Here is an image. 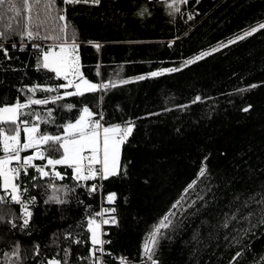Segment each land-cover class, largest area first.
Returning <instances> with one entry per match:
<instances>
[{
	"label": "trees",
	"instance_id": "obj_1",
	"mask_svg": "<svg viewBox=\"0 0 264 264\" xmlns=\"http://www.w3.org/2000/svg\"><path fill=\"white\" fill-rule=\"evenodd\" d=\"M47 3L36 5L32 0L31 28L42 38L23 46L27 38L17 34L20 18L7 5L0 8V31L7 34L3 43L10 57L0 51V107L26 105L19 109L16 124L0 122V156L5 155L3 131L12 134L20 126H37V136H63L65 126L82 115L84 106L96 113L101 105L106 126L123 128L133 121L135 127L121 146L122 171L103 180L102 195L91 192L93 180H41L30 168L21 181L28 189L26 199L36 198L28 205L32 216L27 228L20 227L23 209L2 190L0 178L1 196L8 201L0 202L5 218L0 222V264H46L53 258L61 264H95L88 223L99 219L110 193L116 199L108 205L116 211L115 222L105 227L104 241H110L103 244L105 264H119L120 256L151 264L144 245L170 211L175 213L169 217L172 223L157 236L154 259L159 264H264V224L257 223L258 217L252 224L241 220L221 227L225 213L231 215L243 200L264 191V28L236 39L264 23V0H188L174 6L179 12L162 0H101L99 5L55 0L45 10ZM143 8L148 12L138 15ZM21 15L25 22V11ZM65 24L62 39L73 30L78 37L83 77L98 84L111 81L115 87L66 96L74 87L60 88L68 80L42 67V52L53 45L42 41L62 42L43 37H61ZM231 40L236 42L228 43ZM33 42L41 47H33ZM203 52L211 54L185 66ZM167 68L180 71L149 75ZM138 76L145 79H135ZM57 95L62 99L53 103ZM29 98H47L49 103L31 104ZM66 105L74 107L69 110ZM46 149L47 145L46 157L61 155ZM202 165L206 176L198 177ZM194 180L195 186L185 193ZM53 195L65 202L51 200ZM245 229H250L247 234ZM17 245L19 257L13 255ZM237 252L242 255L234 261Z\"/></svg>",
	"mask_w": 264,
	"mask_h": 264
},
{
	"label": "snow or ice",
	"instance_id": "obj_2",
	"mask_svg": "<svg viewBox=\"0 0 264 264\" xmlns=\"http://www.w3.org/2000/svg\"><path fill=\"white\" fill-rule=\"evenodd\" d=\"M163 3L167 4V7L170 9H174L175 12H179V7H174L177 3L187 4L188 0H171V3H168V0H162ZM36 5L41 3V0H34ZM55 3V0H48V3L44 5L45 10L52 7ZM63 4L74 5V4H95L99 5L101 0H62ZM17 4L19 7H17ZM5 5L8 6V10L15 12L16 16L20 18L19 26L21 31L17 34L26 36L29 40L39 38V32L34 31L33 28L28 27L23 20L21 15L22 11H27L28 13V23L32 21V0H0V8H3ZM60 11H64L63 8ZM148 12L147 8L141 9L138 15L143 16L145 13ZM150 14V13H149ZM191 19V17H189ZM60 20H66L65 15L59 16ZM68 25L65 24L62 29L61 37H52V36H45L43 39H61L62 42L60 44H53L49 46L47 51L42 52V67L44 69H49L53 73H56L57 76H63L64 79H68L69 72L79 76L80 82L74 85L76 91L75 92H66V96H74L79 95L83 96L85 93H94L97 91H105L109 87H115L116 84L113 82L109 83H93L83 77V73L80 72V57L77 55V51L79 48V44H77V35L75 30H73L72 35L67 39L63 40V32L67 29ZM36 28H39V25H36ZM260 28H264V23L260 24L258 27H252L250 31L246 30L243 35L238 36L237 40L245 39L247 36L252 35ZM6 33L0 31V51H3L4 56L8 57V49L4 47L3 39L6 37ZM235 40H231L228 43H235ZM33 47L39 49L41 46L39 44H33ZM227 47V44L222 45ZM12 48H16V44H11ZM59 48V51H56V48ZM98 49L100 47L99 44L95 45ZM23 50V49H21ZM218 49H213V51H217ZM211 53L203 52L200 55H197L194 59H190L185 62V66L188 64L195 63L196 61L202 59L204 56H208ZM180 71L179 68H167L163 71H153L149 75L152 77L163 75L164 73L168 72H175ZM135 79L143 80L145 79L144 76H138ZM121 83H129L128 80H123ZM73 86V81L68 80L67 84H60V88H68ZM251 87H256V85H252ZM31 91H35V87L30 89ZM48 91H54V89H46ZM62 99L60 95L52 97V102ZM200 97H196V101H199ZM194 101V102H196ZM29 103L31 104H47L49 100L45 99H36L32 100L29 98ZM26 107L25 104L16 103L12 106H5L0 107V121H7L11 122L12 124H16V121L19 116V109ZM65 107V106H62ZM66 107L71 110L74 106L73 105H66ZM249 109L245 108L243 111L247 112ZM98 113L93 112L90 110L89 107L84 106L82 108V115L74 123H68L65 126V134L64 136L61 135H48L45 133H38V127H26L23 131L27 134V142L21 144L20 141V129L17 127L13 129L11 135L4 134L3 135V153L5 155L0 156V177L3 178V189L7 191L11 189V202L16 204H20L23 209L22 214V223L20 227L27 228L29 225V220L32 216L31 211L28 210L27 203L23 202L21 199V185L15 183V180L19 177L20 172L24 171L25 174L27 173V169L29 167H33L40 173L42 177H49L52 176L53 178L59 177L63 179V176L60 172L50 173L49 171H45V167L47 165L55 167V165H66L67 167L74 169V179L76 180H95L97 177L101 179H108L109 177L116 176L120 174L122 171L119 160H120V153H121V146L128 140V138L132 135L135 124L133 121L125 122V126L122 128L121 125H110V126H103L98 119H92ZM40 117H37L39 119ZM102 118V117H101ZM24 123H28L25 121ZM47 145L46 151L49 152H58L61 153L59 158H51L46 157L44 152H38L35 156H25L23 157V162L20 163L19 167H11L13 161L20 162L21 155L20 152L22 150L35 148L38 145ZM87 153V155L85 154ZM39 158L40 160L47 159V165L45 166H37L33 164V160ZM98 166V167H97ZM207 172L206 165H202L198 177H205ZM35 179V177H32ZM196 181L194 180L188 187L185 189V193H187L188 189H191L195 186ZM49 187L54 188V192L58 191L55 189L54 185H49ZM264 188V186H262ZM91 192H96L97 186L91 185L90 186ZM28 189L26 187L23 188V192H27ZM207 191H211V187L207 189ZM199 200H203V196L197 195ZM34 200L35 198H30ZM51 200H55L57 203H64L65 201L60 200L58 197L53 195L50 197ZM116 199L115 193H110L107 195V201L109 203H113ZM184 199L182 196L180 200H178L174 205L173 208H176L180 205L181 201ZM236 200H239V197H236ZM0 202L7 203L8 201L5 200L4 196H0ZM48 201H46L47 203ZM195 203V201H193ZM208 201H204V204L207 205ZM252 205H256L257 207L253 209ZM191 206V205H189ZM247 212L245 213V210ZM105 212H115V208L105 209ZM244 213L243 215H240ZM99 215V213L97 214ZM175 213L169 212L166 214L159 224L155 226V230L151 234L149 240L144 245L143 254L147 257L148 261H151V264H159L157 259H154L156 256V247L157 245V236L161 235L160 230L163 228H168L169 225L172 223L169 219L170 216H174ZM258 217L257 223L264 224V191H260L255 193L254 195L249 196L245 200H243L239 206L235 207L231 211V215L228 213L224 214V219L221 224V227L228 228L229 225L235 221L239 223L241 220L247 221L249 224H252L253 218ZM20 219V218H18ZM4 216L0 215V222H4ZM112 221L115 222V218H112ZM7 223L11 225L12 228H16L17 224L14 220H8ZM104 224L109 223V220H104ZM255 226V225H253ZM88 227L91 230V243L93 245V249L91 253L95 256L96 252H103V244L110 243V241H101L98 232L100 229V224L93 218L89 219ZM250 229H245L244 234ZM194 239L196 237H193ZM79 243V241H77ZM99 245L100 247L97 248L96 246ZM36 254H39V245H36ZM13 255L19 257V245H17L16 249L14 250ZM67 255V253H66ZM110 255V254H109ZM242 253L237 252L236 256L233 257L235 261L237 257H240ZM99 259V257H98ZM46 264H61L60 260L52 259L46 262ZM67 264V261H65Z\"/></svg>",
	"mask_w": 264,
	"mask_h": 264
},
{
	"label": "built area",
	"instance_id": "obj_3",
	"mask_svg": "<svg viewBox=\"0 0 264 264\" xmlns=\"http://www.w3.org/2000/svg\"><path fill=\"white\" fill-rule=\"evenodd\" d=\"M187 12V11H186ZM190 13V12H189ZM189 13H187V16H188V18L190 17V14ZM190 19V18H189ZM26 44V42H24V43H21V45L23 46V45H25ZM33 44H39V43H32V45ZM96 113H98V115H95L92 119H98V120H100V123L103 125V126H105L106 127V125L104 124V122H103V119H104V113H103V111H102V109H101V105L99 106V108H98V110H97V112ZM102 117V118H101ZM19 129H20V134H21V131H22V128H21V126L19 127ZM43 145V144H42ZM36 153H37V150L35 151ZM20 163H22V162H18L17 164H15V166L14 167H19L20 166ZM33 164H35V165H37V166H45V165H47V162H45V163H42V164H36V162H34L33 161ZM98 167V166H97ZM30 168H33V167H29L28 169H27V173L25 174V172L24 171H21L20 172V175H19V177L16 179L17 180V182H18V184H22L21 183V181H22V177L23 176H27V174H28V172H29V169ZM34 170H36L35 168H33ZM71 170V174L69 175V173H68V170ZM45 171H49L50 173H54V172H60L61 173V175L63 176V179H60L59 177H55V178H53L52 176H49V177H42L41 175H40V173L38 172V177L41 179V180H51V181H53V182H62L63 180H65V179H67L69 176H72L73 178H74V175H75V173H74V169L73 168H70V167H67L66 165H55V167L53 168V166H51V165H47L46 167H45ZM76 180V179H75ZM103 180L104 179H101V178H99V177H97L95 180H93L94 182H93V184L94 185H96L97 186V189H98V191L101 193V195L103 194ZM23 188L24 187H22V185H21V199H22V201L23 202H25V203H27L28 205H30V204H32V203H35L36 202V198L35 197H30V198H35L34 200H31L29 197L26 199V192H23ZM108 204H107V202H106V198H105V203H103L102 205H101V211H100V217H99V219H96V221H97V223H99L100 224V239H101V241H104V236L106 235V232H105V227L107 226V225H110V224H112L113 222H112V218L114 217V215H112L113 214V212H111V211H109V212H105L104 210L105 209H111L112 207L111 206H107ZM112 215V216H111ZM109 220V223H107V224H104L103 223V221L104 220ZM97 248H99L100 246L98 245V246H96ZM97 256L95 255V256H93V257H95V259H96V261H97V263L98 264H105V260H104V251L103 252H99V251H97ZM98 257H99V259H98ZM117 261H118V263L119 264H145V263H143V262H140V261H134V260H132L129 256H120V257H118L117 258Z\"/></svg>",
	"mask_w": 264,
	"mask_h": 264
},
{
	"label": "rangeland",
	"instance_id": "obj_4",
	"mask_svg": "<svg viewBox=\"0 0 264 264\" xmlns=\"http://www.w3.org/2000/svg\"><path fill=\"white\" fill-rule=\"evenodd\" d=\"M31 16H32V14H31ZM35 16L37 17V14L35 13ZM33 21H31V23H32ZM25 23L26 24H28V27H31V23H28V13H27V11H25ZM37 24H38V21H37ZM21 38H27L26 36H22ZM39 38H42V34H41V32H39ZM26 41H31V40H29L28 38L26 39V40H22V43H24V42H26ZM43 43H47V44H60V43H58V42H51V43H49V42H45V41H42ZM33 43H37V42H33ZM56 51H59V48L57 47L56 49H55ZM77 55H78V53H76ZM79 69H80V72H82V68H81V65L79 66ZM161 71H163V70H161ZM67 80H72L73 81V87H74V85L76 84V83H79L80 82V78H79V76H77V75H75V74H73L72 72H69V74H68V79ZM76 91V89H75V87H74V92ZM1 122V121H0ZM3 133L4 134H7V135H11V134H9V133H5V131H3ZM3 134V135H4ZM65 134V133H64ZM64 134H63V136H64ZM21 136H24V131L22 130L21 131V134H20V137ZM26 136H27V134H26ZM86 155H87V153H85ZM119 165H120V160H119ZM15 166V163H12V165H11V167H14ZM1 178V177H0ZM15 183H17L18 184V182H17V180H15ZM1 187H2V178H1ZM5 191V190H4ZM9 191V193L10 194H8V196H11V189H8L6 192H8ZM22 193L20 192V195H21ZM0 196H1V193H0ZM22 197V196H21ZM108 204V203H107ZM28 205V204H27ZM107 206H110V205H107ZM28 210H29V208H28ZM98 235H99V237H100V230H99V232H98ZM98 246V245H97ZM93 259H94V262H95V264H98L97 263V261H96V259H95V257H93Z\"/></svg>",
	"mask_w": 264,
	"mask_h": 264
},
{
	"label": "crops",
	"instance_id": "obj_5",
	"mask_svg": "<svg viewBox=\"0 0 264 264\" xmlns=\"http://www.w3.org/2000/svg\"><path fill=\"white\" fill-rule=\"evenodd\" d=\"M24 128H26V127H24ZM23 128V129H24ZM20 141H21V144H23V143H26L27 142V136H26V133L24 132V136H21L20 137ZM45 146V145H38L37 147H35V148H30V149H26V150H22L21 152H20V155H21V161L20 162H23V157H25V156H35L38 152H41V151H43L44 152V150H43V147ZM37 150V153L35 152ZM37 160H40L39 158H36V159H34L33 161L34 162H36ZM13 163H15V164H17L18 162H16V161H13ZM2 178V177H1ZM2 185H3V178H2ZM2 190H4L3 189V186H2ZM7 194H10L9 193V191L7 192ZM106 202L108 203V204H113V203H109L108 201H107V197H106Z\"/></svg>",
	"mask_w": 264,
	"mask_h": 264
}]
</instances>
